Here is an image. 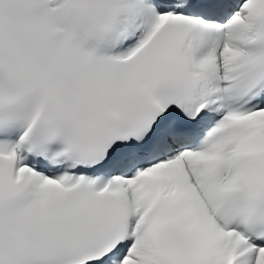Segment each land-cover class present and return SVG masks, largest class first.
<instances>
[{
  "label": "snow or ice",
  "instance_id": "1",
  "mask_svg": "<svg viewBox=\"0 0 264 264\" xmlns=\"http://www.w3.org/2000/svg\"><path fill=\"white\" fill-rule=\"evenodd\" d=\"M0 264H264V0H0Z\"/></svg>",
  "mask_w": 264,
  "mask_h": 264
}]
</instances>
